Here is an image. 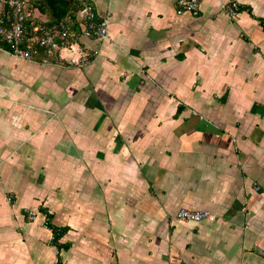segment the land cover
I'll return each mask as SVG.
<instances>
[{
    "label": "crops",
    "instance_id": "obj_1",
    "mask_svg": "<svg viewBox=\"0 0 264 264\" xmlns=\"http://www.w3.org/2000/svg\"><path fill=\"white\" fill-rule=\"evenodd\" d=\"M179 1L93 0L81 67L0 44V264H264V0Z\"/></svg>",
    "mask_w": 264,
    "mask_h": 264
},
{
    "label": "built area",
    "instance_id": "obj_2",
    "mask_svg": "<svg viewBox=\"0 0 264 264\" xmlns=\"http://www.w3.org/2000/svg\"><path fill=\"white\" fill-rule=\"evenodd\" d=\"M77 3L79 10L75 15L67 14L51 24L49 17L29 0H0V42L24 60L64 63L75 67L86 65L91 53L81 43L83 38L107 39L109 23L106 18L99 17L93 0H77ZM178 5V14L189 12L198 15L201 0H180ZM240 9V0L225 4V11L231 18H236ZM26 210L31 220L37 218L36 211ZM211 218L214 216L209 210L185 207L180 208L175 216L176 220L186 222H201ZM43 225L52 234L51 243H55V229L49 227L47 221ZM52 264H61V259L56 256Z\"/></svg>",
    "mask_w": 264,
    "mask_h": 264
},
{
    "label": "trees",
    "instance_id": "obj_3",
    "mask_svg": "<svg viewBox=\"0 0 264 264\" xmlns=\"http://www.w3.org/2000/svg\"><path fill=\"white\" fill-rule=\"evenodd\" d=\"M34 6L40 10L41 13L48 14L49 22L56 23L63 19L67 14L75 15L79 10L77 0H29ZM3 46L6 44L0 42ZM56 231V240L61 236V229Z\"/></svg>",
    "mask_w": 264,
    "mask_h": 264
}]
</instances>
